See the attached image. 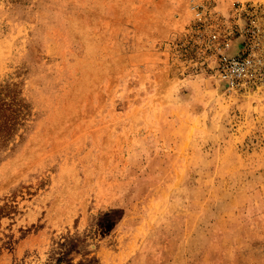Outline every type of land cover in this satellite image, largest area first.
Instances as JSON below:
<instances>
[{
    "label": "rangeland",
    "instance_id": "374dc122",
    "mask_svg": "<svg viewBox=\"0 0 264 264\" xmlns=\"http://www.w3.org/2000/svg\"><path fill=\"white\" fill-rule=\"evenodd\" d=\"M0 264H264V0H0Z\"/></svg>",
    "mask_w": 264,
    "mask_h": 264
},
{
    "label": "built area",
    "instance_id": "2783aa9c",
    "mask_svg": "<svg viewBox=\"0 0 264 264\" xmlns=\"http://www.w3.org/2000/svg\"><path fill=\"white\" fill-rule=\"evenodd\" d=\"M193 9L195 15H200L195 6ZM226 46L227 43H221L217 49L215 73L221 83L226 82L228 89L240 91L247 88L252 79L258 76L262 59L247 45L240 54L226 55L224 53Z\"/></svg>",
    "mask_w": 264,
    "mask_h": 264
}]
</instances>
